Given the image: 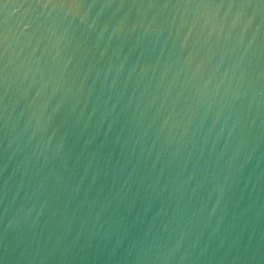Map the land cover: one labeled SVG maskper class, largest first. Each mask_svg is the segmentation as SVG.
Listing matches in <instances>:
<instances>
[{"label": "water", "instance_id": "1", "mask_svg": "<svg viewBox=\"0 0 264 264\" xmlns=\"http://www.w3.org/2000/svg\"><path fill=\"white\" fill-rule=\"evenodd\" d=\"M0 264H264V0H0Z\"/></svg>", "mask_w": 264, "mask_h": 264}]
</instances>
